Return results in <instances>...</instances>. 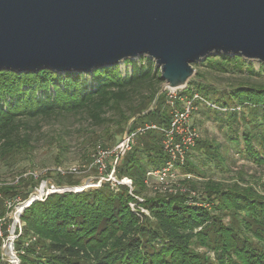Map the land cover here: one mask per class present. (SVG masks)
<instances>
[{"label":"trees","instance_id":"obj_1","mask_svg":"<svg viewBox=\"0 0 264 264\" xmlns=\"http://www.w3.org/2000/svg\"><path fill=\"white\" fill-rule=\"evenodd\" d=\"M125 64L131 68L125 74L120 65L91 73L1 70L0 159L14 161L31 155V136H20V130L54 116L89 113L104 124L102 115L119 109L121 120L114 134L123 135L131 121L130 131L146 125L167 128L171 107L166 92L161 93L165 82L155 61L141 57ZM202 64L222 73L247 72L264 78V64L257 74L253 64L238 55H215ZM198 77L208 82L204 75ZM195 92L216 107L204 104L210 113L227 118L230 140L239 153L264 166V82L242 83L232 91L219 92L191 81L180 96L193 97ZM122 104L131 105L129 115L120 110ZM106 134L109 140L115 138L109 131ZM163 138L162 133L149 129L136 137L132 150L121 159L116 176L131 179L132 192L125 185L102 182L98 188L79 189L80 193L50 194L26 209L21 216L23 233L15 242L20 264H264V195L254 189L235 186L225 191L224 186L209 182L200 198L183 194L148 198L147 173L168 161ZM195 149L183 171L201 177L203 171L191 157L203 152L201 147L200 153ZM203 154L213 156L209 162L215 161L217 167L226 165L218 153ZM57 175L58 188L79 185L75 174ZM20 177L16 184L0 188V220L12 222L7 219L5 201L28 199L32 190L26 193L24 188L35 189L43 181L34 175ZM203 201L209 202V210L198 206ZM225 217H230L227 225ZM6 220L4 237L9 234ZM1 244L0 238L3 264Z\"/></svg>","mask_w":264,"mask_h":264},{"label":"water","instance_id":"obj_2","mask_svg":"<svg viewBox=\"0 0 264 264\" xmlns=\"http://www.w3.org/2000/svg\"><path fill=\"white\" fill-rule=\"evenodd\" d=\"M221 54L264 64V0H0V71L91 73L148 57L179 90Z\"/></svg>","mask_w":264,"mask_h":264},{"label":"rangeland","instance_id":"obj_3","mask_svg":"<svg viewBox=\"0 0 264 264\" xmlns=\"http://www.w3.org/2000/svg\"><path fill=\"white\" fill-rule=\"evenodd\" d=\"M202 62L194 65L196 74L191 81L211 85L219 92L224 90L232 91L242 83L260 85L264 82L262 76H250L247 72L241 74L222 73L213 67L204 66ZM248 62L253 64V69L258 74L263 63L251 60H248ZM120 67L124 74L131 69L125 64V61L120 64ZM200 74L204 75L208 82L199 79L198 76ZM195 93L200 95L197 92ZM133 101L134 103L137 102L136 99H133ZM130 106V104H122L120 110L125 115H129ZM152 108L153 105L149 108V111ZM102 118L105 120L104 124H98L89 113L60 115L31 122L26 127H23L20 130V136L24 134L31 136L34 151L31 155H22L14 161L0 159V180L4 184L2 187L6 184H16L20 176L34 175L36 179H43V181L35 189L26 186L24 188L26 193L31 190L32 192L41 191L43 188L44 193L69 190V187L59 190L57 182L60 178L55 170L57 168L67 170L71 167H76L79 171L78 174L73 176L74 181L79 183L78 186L73 187L74 189L84 188V190H87L100 187L102 184H100L99 172L95 168H90L96 148L102 143L106 149H113L123 140L128 127L132 123L131 121L126 127V132L120 135L118 133L114 134L118 131L117 122L121 120L119 109L108 110L102 115ZM193 122L195 127L201 132L200 145L197 146L195 151L200 153L199 147H201L203 153H218L222 158H225L226 165L217 167L215 161L212 164L209 162L208 158H214L213 156H207L203 153L202 156L197 155V153L193 154L191 159L203 171V176L190 174L194 177L193 180L180 182L183 186L182 188L190 191L196 189L195 192L201 195L206 192V184L213 182L224 186L225 191L235 188V186L241 189L250 187L260 195H264V166L253 163L246 155L239 153L234 142L230 140L231 133L228 132L230 127L228 126L227 118L221 114L214 115L204 106H200L193 116ZM106 131L114 134L115 138L109 140ZM239 132L241 134L242 128H240ZM210 146H212V149H209ZM182 173L183 175L189 174L184 171ZM146 195L148 198H164L171 194L156 192L154 189L148 188ZM8 214L10 215L11 212ZM229 221L230 217L223 218L225 225L229 224ZM6 223L10 234L12 222L9 223L6 220ZM200 252H203V249H200ZM3 264H10L9 258L5 257Z\"/></svg>","mask_w":264,"mask_h":264},{"label":"built area","instance_id":"obj_4","mask_svg":"<svg viewBox=\"0 0 264 264\" xmlns=\"http://www.w3.org/2000/svg\"><path fill=\"white\" fill-rule=\"evenodd\" d=\"M163 89L168 97L167 103L171 107V122L169 126L167 128H160L156 125H146L145 127H139L135 131H130V128H128V132L123 140L113 149H105L101 144L97 146L90 168H95L99 172L100 184H102V182H108L114 187L125 185L129 187L132 192L133 181L129 178L119 180L116 176V169L121 159L132 150L133 142L138 135L144 134L145 131L149 129L156 130L163 134L162 146L168 157V161L164 167L147 173L145 181L147 189L150 188L154 189L156 192L168 193L171 195L183 194L192 199L200 198L197 192L182 188L183 186L180 182H190L194 178L190 174L183 175L182 173L187 164L189 154L196 148L197 143L201 139V132L195 127L193 116L196 111L199 110V107L204 104L212 108L216 107L212 103L206 102L198 94H195L193 97L180 96L185 89L175 90L166 85ZM110 168L111 171L109 172ZM55 171L57 174L61 175H76L79 172L76 167H71L67 170L57 168ZM3 185L4 184L0 180V188ZM51 192L48 191L44 193L43 188L41 191L32 192L26 200L17 199L5 202L6 207L9 212H11L10 215H7V219L12 221V229L10 234L4 237L2 228L6 219L0 220V238L2 239L1 256L3 263L5 257H7L10 260V264H20V259L15 249V242L22 235L25 226L21 221V216L34 202H43L50 194L60 191ZM139 200L143 202V199L139 198ZM198 206L208 210L211 207L207 201L199 202ZM134 207L135 206L132 205V208Z\"/></svg>","mask_w":264,"mask_h":264},{"label":"bare ground","instance_id":"obj_5","mask_svg":"<svg viewBox=\"0 0 264 264\" xmlns=\"http://www.w3.org/2000/svg\"><path fill=\"white\" fill-rule=\"evenodd\" d=\"M78 190V189H77ZM8 254H10V253H8ZM7 258V257H6Z\"/></svg>","mask_w":264,"mask_h":264}]
</instances>
